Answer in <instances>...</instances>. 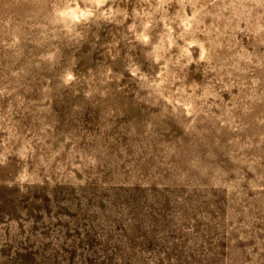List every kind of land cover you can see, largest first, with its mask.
I'll use <instances>...</instances> for the list:
<instances>
[{
    "label": "rangeland",
    "instance_id": "374dc122",
    "mask_svg": "<svg viewBox=\"0 0 264 264\" xmlns=\"http://www.w3.org/2000/svg\"><path fill=\"white\" fill-rule=\"evenodd\" d=\"M75 2L0 0V264H264V0Z\"/></svg>",
    "mask_w": 264,
    "mask_h": 264
},
{
    "label": "bare ground",
    "instance_id": "6f19581e",
    "mask_svg": "<svg viewBox=\"0 0 264 264\" xmlns=\"http://www.w3.org/2000/svg\"><path fill=\"white\" fill-rule=\"evenodd\" d=\"M103 1L104 0H83L84 5H81L78 2H75L74 4L69 5V6L68 5L61 6L57 9L56 11L57 14L53 16L52 18L54 21V24L63 25L67 31L74 32L76 31V26L78 23H80V21L90 19L91 15L94 13L90 5L95 4L98 6ZM148 23L149 22H146L143 27L144 29H141L142 31L137 34L138 40L141 41L142 43H148V44L151 43L152 44L151 47L148 50H146L147 54L157 59L162 55V51L165 49L166 45L172 42L171 35L169 33L163 34L162 32L160 33L162 35L158 36V40L151 41L150 33L148 32L146 28V24L148 25Z\"/></svg>",
    "mask_w": 264,
    "mask_h": 264
}]
</instances>
